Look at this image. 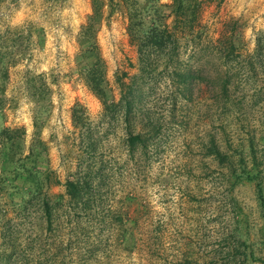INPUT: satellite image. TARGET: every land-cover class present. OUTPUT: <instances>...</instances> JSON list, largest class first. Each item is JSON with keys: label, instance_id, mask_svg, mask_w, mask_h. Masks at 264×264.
Instances as JSON below:
<instances>
[{"label": "rangeland", "instance_id": "rangeland-1", "mask_svg": "<svg viewBox=\"0 0 264 264\" xmlns=\"http://www.w3.org/2000/svg\"><path fill=\"white\" fill-rule=\"evenodd\" d=\"M91 13L92 0H0V57L6 56L0 61V185L27 188L23 166L65 182L74 105H85L93 120L102 111L85 77L97 54L111 98L120 96L117 76L129 81L137 72L125 14L116 3L106 5L87 41L81 31ZM203 24L216 40L228 36L253 52L264 32V0H214L204 7ZM192 51L183 59L198 71L189 94L162 64L142 81L141 112L129 128L143 134L146 147L130 152L122 145L128 126L109 131V148L121 164L107 203L124 223L104 232L105 249L91 264H264V207L257 191V182L264 184V111L249 112L244 125L224 126ZM213 142L227 154L224 163L213 154ZM247 172L257 174L256 181ZM64 190L58 184L50 192Z\"/></svg>", "mask_w": 264, "mask_h": 264}, {"label": "trees", "instance_id": "trees-1", "mask_svg": "<svg viewBox=\"0 0 264 264\" xmlns=\"http://www.w3.org/2000/svg\"><path fill=\"white\" fill-rule=\"evenodd\" d=\"M213 1L92 0V13L81 31L83 38H93L104 7L116 3L126 16L129 41L138 53L137 72L129 81L117 76L120 96L111 98L103 59L97 54L85 77L101 101L102 111L93 120L85 105H74L72 142L65 150V182L53 178L48 170L23 166L19 169L30 183L27 188L14 183L0 185V264H91L105 249L104 232L124 223L123 214L107 203L109 182L119 173L121 164L109 148V131L119 125L128 126L122 145L130 152L147 146L143 134L129 126L136 125L141 112L145 91L142 81L153 78L156 66L162 64L180 90L189 94L198 74L197 67L183 62L184 53L191 48L193 54L188 56L201 61L199 72L211 94L210 106L220 109L224 126L244 125L249 121V112L255 108L264 111V32L257 35L250 53L243 52L228 36L216 40L204 32L203 24L204 7ZM5 59V55L0 57V61ZM148 119L155 126L150 116ZM3 131L12 132L10 128ZM211 147L222 163L227 161L220 146L213 142ZM249 147L256 168L253 141ZM241 165L246 168L245 162ZM256 177L247 172V179L256 181ZM58 184L64 185V192L51 193V187ZM257 191L264 207L262 180L257 182Z\"/></svg>", "mask_w": 264, "mask_h": 264}]
</instances>
